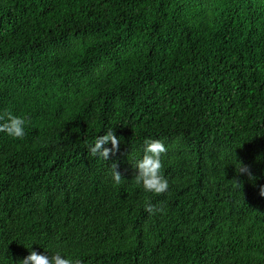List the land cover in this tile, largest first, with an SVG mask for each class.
<instances>
[{"label": "trees", "instance_id": "1", "mask_svg": "<svg viewBox=\"0 0 264 264\" xmlns=\"http://www.w3.org/2000/svg\"><path fill=\"white\" fill-rule=\"evenodd\" d=\"M0 264H264V0H0Z\"/></svg>", "mask_w": 264, "mask_h": 264}]
</instances>
